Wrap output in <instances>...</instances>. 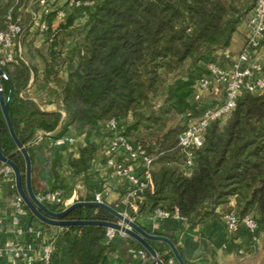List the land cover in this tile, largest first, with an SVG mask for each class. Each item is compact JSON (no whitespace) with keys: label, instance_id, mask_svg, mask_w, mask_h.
I'll return each mask as SVG.
<instances>
[{"label":"trees","instance_id":"obj_1","mask_svg":"<svg viewBox=\"0 0 264 264\" xmlns=\"http://www.w3.org/2000/svg\"><path fill=\"white\" fill-rule=\"evenodd\" d=\"M32 2L0 0V30L6 27L9 10L23 25L24 60L4 68L2 84L12 126L26 148L40 135L52 140L68 133L83 136L79 156L68 160L72 174L83 178L89 161L99 153L95 139L101 122L116 118L120 133L153 157L152 189L139 192L127 206L113 205L116 210L136 217L156 208H177L188 227L194 228L220 216L216 209L221 207V216L231 211L240 218L250 215L264 227V92L243 91L231 113L209 125L202 145L193 149L189 173L184 167L185 151L178 145V134L186 125L181 118L186 122L194 109L190 100L194 84L230 45L256 0H94L81 20L69 14L55 25L52 20L58 6L50 5L45 14L38 0ZM34 15L48 23L52 40L46 55L30 50L39 28L33 26ZM72 37L79 47L75 68L61 77L62 53ZM27 54L44 63V79L56 86L58 110L45 111L20 95L35 70ZM0 147L18 165L24 182V158L16 150L1 110ZM51 208L61 210L56 205ZM28 216L38 221L29 211ZM65 218L115 220L106 210L92 207H76ZM66 230L75 232L70 264L104 262L109 247L106 227L70 226ZM160 234L177 246L174 236ZM149 243L164 264L169 259L178 264L166 243ZM177 248L188 264L183 249ZM146 253L147 263L155 264Z\"/></svg>","mask_w":264,"mask_h":264},{"label":"built area","instance_id":"obj_2","mask_svg":"<svg viewBox=\"0 0 264 264\" xmlns=\"http://www.w3.org/2000/svg\"><path fill=\"white\" fill-rule=\"evenodd\" d=\"M94 0H65L64 6L57 7L55 18L58 21L77 9L91 7ZM57 0H38L37 5L41 11L47 14L50 5L56 6ZM35 24L40 31L47 29L46 23L39 20V15H34ZM23 31L21 19L15 20L11 10L6 15V27L0 30V92L4 96L2 79L6 77L4 68L11 67L24 60L20 36ZM49 41L52 37L48 35ZM264 43V0H256L253 9L246 20L245 41L242 49L233 59L229 68L221 67L216 61L209 65V73L194 84L190 96L191 104L194 105L192 112L188 113L185 128L178 134V145L185 151L184 167L186 173L194 165L193 149L200 147L204 141L207 128L212 122L225 119L236 106L237 98L243 91L264 92V66L257 60L260 47ZM224 56L229 53L222 51ZM210 91L213 96L206 98V92ZM22 96L23 92L20 94ZM102 143L100 153L104 159V166L107 171L121 182L127 185V191L119 199L121 205L127 206L131 199L135 198L144 189H152L151 167L153 157L146 152L141 145H134L127 137L120 133L119 122L116 118H110L101 122L100 134ZM42 137L41 135L37 140ZM36 140V141H37ZM73 138L62 136L54 140V144L61 145L72 142ZM13 175L10 167L0 165V188L3 184L12 180ZM14 182V176H13ZM10 186L15 190L14 183ZM37 198L46 204L56 205L62 209L78 200L75 193L66 195L61 189H48L40 192ZM93 201L104 202L102 192L94 193ZM120 212V211H119ZM125 216L127 212H121ZM28 216V210L22 199L16 193L13 196V212L10 217V225L15 234L10 246L1 251L9 252L18 264H55V247L44 239V232L41 225L36 222H24ZM129 217V216H128ZM152 217L157 220L174 219L185 222L177 208L173 211L156 208ZM133 220V218L129 217ZM223 221L229 233L235 234L244 228L250 235L251 240L257 241L260 238V225L250 215L242 218L234 212H227L223 215ZM118 232L107 228L105 242L109 243ZM132 258L136 264H146L148 256L145 249L134 247L130 249ZM169 259V264H174ZM112 264H118L112 262Z\"/></svg>","mask_w":264,"mask_h":264},{"label":"crops","instance_id":"obj_3","mask_svg":"<svg viewBox=\"0 0 264 264\" xmlns=\"http://www.w3.org/2000/svg\"><path fill=\"white\" fill-rule=\"evenodd\" d=\"M65 0H57L56 6H64ZM76 19L81 20L85 15L84 9H77L72 12ZM47 29L38 32L33 41V45L45 46ZM59 22L56 18L52 20L55 25ZM246 23H244L233 36L230 45L222 51L229 53L224 56L222 51L218 53L216 62L223 68H229L235 56L242 49L245 41ZM69 48H64L62 57L61 77H65L68 72L75 68L76 54L79 47L75 42L68 41ZM47 45V44H46ZM23 51L26 52L23 45ZM31 63L35 66L31 73L28 85L23 91L24 97L37 102L41 109L45 111H56L59 109V101L55 97V84L44 79L43 62L37 56H28ZM255 58L264 66V43L260 47ZM206 98L213 94L208 91ZM66 136L72 137V142L61 145L54 144L48 136H42L34 144L27 148L31 159V183L36 195L48 189H61L66 195L75 193L78 200H87L89 196L94 199V193L102 192V199L105 203L113 207L118 205L119 199L127 191L125 182L119 181L104 166V159L100 149L98 155L89 161L87 171L83 178H78L72 174V168L68 163L69 158H77L79 149L84 145L83 136L68 133ZM102 137L97 136L96 145L100 148ZM1 165V164H0ZM15 190L10 184L5 183L0 188V264H18L13 256L1 249L8 248L15 238V234L10 225V217L13 212V196ZM46 204V203H45ZM48 205V204H46ZM234 205V200L230 201ZM125 206V205H122ZM50 209V206L48 205ZM136 210L135 206H132ZM53 210V209H52ZM216 211L220 216L208 219L199 223L194 228H189L188 224L174 219L157 220L152 217V212L143 216L132 217L142 228L150 233H166L177 239V246L183 249L188 264H264V227L260 229V238L253 241L248 232L241 228L235 234H231L226 229L223 221L222 208L217 207ZM24 222H40L30 220L29 216L23 219ZM42 226V225H41ZM44 239L55 247V264H70L69 251L72 246L75 232H67L66 227L61 226H42ZM138 243L122 232H116L109 242L108 251L102 264H136L130 254V249L137 247ZM169 251V250H168ZM147 264H151L148 262Z\"/></svg>","mask_w":264,"mask_h":264},{"label":"water","instance_id":"obj_4","mask_svg":"<svg viewBox=\"0 0 264 264\" xmlns=\"http://www.w3.org/2000/svg\"><path fill=\"white\" fill-rule=\"evenodd\" d=\"M2 69L0 68V74ZM0 110L4 118L5 124L7 126L8 132L16 145V150L19 151L25 162L24 170V182L22 180V173L18 165L8 156L5 155L0 147V164L6 165L11 168L14 176V187L16 193L22 199L25 207L38 221L43 224L51 226H85V225H98L106 228H112L118 232H122L133 240H135L139 245H141L154 259L155 264H164L162 260L158 257L157 252L149 243L150 240H158L166 243L169 247V251L173 253V256L178 264H185L183 258L178 252L177 246L168 237L150 233L142 228L134 220L125 216L118 210H116L111 205L105 202H98L93 200H77L64 209L60 211H54L48 207L45 203L40 201L35 194L32 183H31V159L27 148L20 142L15 134L14 128L12 126L9 113H8V101L4 99L3 94L0 92ZM76 207H92L101 208L109 212L114 216L115 220H101V219H67L65 216Z\"/></svg>","mask_w":264,"mask_h":264},{"label":"rangeland","instance_id":"obj_5","mask_svg":"<svg viewBox=\"0 0 264 264\" xmlns=\"http://www.w3.org/2000/svg\"><path fill=\"white\" fill-rule=\"evenodd\" d=\"M26 1H30V0H26ZM244 1H246V0H240V2H244ZM31 2H32V0H31ZM33 3V2H32ZM32 3H31V5H32ZM31 5H30V7H31ZM24 19H25V24H27L28 23V21H29V18L26 16V17H24ZM34 26V28L36 27V24L35 25H33ZM37 34H40L39 32H37L35 35H34V39H35V36L37 35ZM49 35V34H48ZM47 34H46V44H45V46H42V45H40L39 47H36V46H34L33 45V43H32V46L30 47L31 49L30 50H33V52L36 54V55H38V54H40V55H46L47 54V52H48V46H49V43H50V41H49V39H48V36ZM71 40V42H75L76 41V37H72L71 39H69V41ZM34 41V40H33ZM69 45H70V43H68ZM68 44L66 45V48H69L70 46H68ZM65 48V49H66ZM26 49H27V47H26ZM44 64V63H43ZM44 67V66H43ZM181 123H183V124H185V122H184V118L182 117L181 118Z\"/></svg>","mask_w":264,"mask_h":264}]
</instances>
